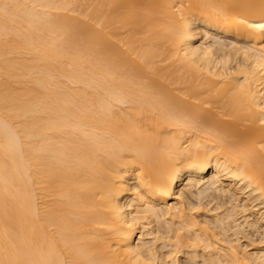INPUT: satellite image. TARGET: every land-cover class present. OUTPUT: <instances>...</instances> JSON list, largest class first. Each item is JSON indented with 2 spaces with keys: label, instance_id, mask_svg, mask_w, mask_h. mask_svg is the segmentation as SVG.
<instances>
[{
  "label": "bare ground",
  "instance_id": "1",
  "mask_svg": "<svg viewBox=\"0 0 264 264\" xmlns=\"http://www.w3.org/2000/svg\"><path fill=\"white\" fill-rule=\"evenodd\" d=\"M75 1L0 0V264H264V0Z\"/></svg>",
  "mask_w": 264,
  "mask_h": 264
},
{
  "label": "rangeland",
  "instance_id": "2",
  "mask_svg": "<svg viewBox=\"0 0 264 264\" xmlns=\"http://www.w3.org/2000/svg\"><path fill=\"white\" fill-rule=\"evenodd\" d=\"M94 1H96V0H76L74 3V5L72 6V7H74L75 8V12H74V15L75 16H77V17H79V16H81V13H86V15H87V17L85 18L88 22H91V16H92V13H93V11H94ZM194 191H196L195 189H193ZM211 191L213 190V189H210ZM213 191H215V190H213ZM210 192V191H209ZM211 195H212V192L210 193ZM213 194H218V192L216 193V192H214ZM214 195V196H215ZM219 197H218V195H217V198L216 199H218ZM214 199H215V197H214ZM219 200V199H218ZM220 201H222L221 200V198H220ZM214 202V201H213ZM219 202V201H218ZM220 203V202H219ZM214 204H216V200H215V203ZM214 204H211V206L212 205H214ZM215 206V205H214ZM225 208H223V210H224ZM220 210V209H219ZM221 210H222V208H221ZM220 210V211H221ZM239 217V216H238Z\"/></svg>",
  "mask_w": 264,
  "mask_h": 264
}]
</instances>
